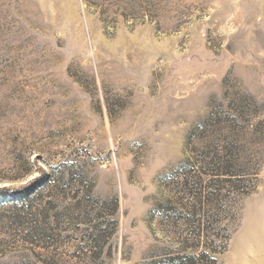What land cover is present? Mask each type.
Listing matches in <instances>:
<instances>
[{
  "label": "rangeland",
  "instance_id": "1",
  "mask_svg": "<svg viewBox=\"0 0 264 264\" xmlns=\"http://www.w3.org/2000/svg\"><path fill=\"white\" fill-rule=\"evenodd\" d=\"M200 183L217 264H264V0H0V264H146Z\"/></svg>",
  "mask_w": 264,
  "mask_h": 264
},
{
  "label": "trees",
  "instance_id": "2",
  "mask_svg": "<svg viewBox=\"0 0 264 264\" xmlns=\"http://www.w3.org/2000/svg\"><path fill=\"white\" fill-rule=\"evenodd\" d=\"M221 154V153H220ZM218 161L213 166L215 170L221 175H232L226 168L224 159L218 156ZM195 164L188 160L187 163L181 165L175 172L181 171L184 168H188L189 171L195 168ZM173 172V173H175ZM188 184H186L187 186ZM199 190V191H198ZM198 197V201L195 203H187L184 201L169 203L166 205V215H172L173 212L178 214V222L181 221L187 226L185 234L178 236L180 238L179 248L174 251H170L160 258H153L146 264H217V261L211 253H216L214 248L210 247V244L214 242L210 240L209 231V218H205L203 214V206L208 203L203 201V183H200L197 188V193L194 194ZM212 195H215L214 192ZM84 197V196H83ZM79 193H76L73 198L77 199V205L80 208L83 205V198ZM92 207L90 204L86 205V208ZM119 208L118 199L114 198L110 201H104L103 204L95 202V206L92 209L86 210L85 218L89 220V226L86 228L88 240L91 244V254L99 256L104 253V249L113 237L118 226V220L116 218ZM191 214V215H190ZM226 231H228L226 229ZM224 239V241H223ZM220 243H225L229 240V234L219 238ZM223 246V245H222ZM204 247V250H203ZM221 247V246H218ZM89 253H87L88 255Z\"/></svg>",
  "mask_w": 264,
  "mask_h": 264
},
{
  "label": "bare ground",
  "instance_id": "3",
  "mask_svg": "<svg viewBox=\"0 0 264 264\" xmlns=\"http://www.w3.org/2000/svg\"><path fill=\"white\" fill-rule=\"evenodd\" d=\"M251 254H252V256H250V258L252 257L253 259L258 258V256L260 255L259 251H256V250H253V249L251 250Z\"/></svg>",
  "mask_w": 264,
  "mask_h": 264
}]
</instances>
